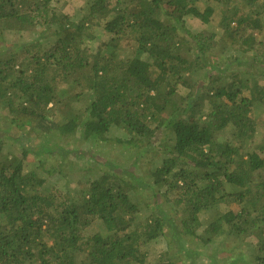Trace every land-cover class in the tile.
Instances as JSON below:
<instances>
[{
    "label": "trees",
    "instance_id": "1",
    "mask_svg": "<svg viewBox=\"0 0 264 264\" xmlns=\"http://www.w3.org/2000/svg\"><path fill=\"white\" fill-rule=\"evenodd\" d=\"M114 1L89 0L74 22L58 0H0V38L13 45L0 55V264H146L142 249L170 231L202 247L254 238L242 264H264V144L254 146L252 114L264 109V0H201L205 10L197 0ZM217 11L219 40L187 27ZM96 27L112 38L95 49ZM112 128L143 155L161 135L164 151H151L161 161L141 186L169 213L156 204L142 216L127 161H99L108 170L80 181L75 197L59 168L41 176L26 167L29 147L18 156L6 145L40 130L108 142ZM96 218L107 236L85 234Z\"/></svg>",
    "mask_w": 264,
    "mask_h": 264
},
{
    "label": "rangeland",
    "instance_id": "2",
    "mask_svg": "<svg viewBox=\"0 0 264 264\" xmlns=\"http://www.w3.org/2000/svg\"><path fill=\"white\" fill-rule=\"evenodd\" d=\"M57 1V0H55ZM89 0H58L55 5L62 14L70 17L74 22H79L85 15L86 6ZM117 0L114 2L116 3ZM212 2V0H210ZM198 7L201 10H205L207 3L201 0H197ZM221 19V12L217 11L211 18L208 24H204L200 19L189 17L187 27L194 33H215L221 38L223 30L219 26ZM96 38L90 43L91 47L97 48L101 43L109 42L112 35L107 33L103 27H96L94 29ZM29 36V35H28ZM26 36V38H28ZM24 38V39H26ZM23 42V41H22ZM21 42V43H22ZM7 47H13L12 43L6 45L0 38V55L5 53ZM1 58V57H0ZM183 89V88H182ZM185 93H191L192 89L184 87L182 90ZM85 100V99H84ZM82 107V106H81ZM60 109V108H59ZM58 110V109H57ZM60 110H58L59 112ZM252 114L257 122L258 131L254 137V146L259 147L264 144V109L257 108L252 111ZM5 115V113L3 114ZM2 121L4 118L0 117ZM233 128H229L227 132L218 135L219 139L225 140L230 137ZM29 135L23 134L20 142H15L12 139L6 142L7 147L14 149L15 154L21 156L20 146L29 147L31 154L26 161V167L28 170L36 169L41 176H47V171L59 168L60 173L57 177L62 178V190L70 192L71 195L80 196V181H87L89 179H95L105 173L108 169L98 165L99 161L106 162L110 159L117 157L122 161H127L129 164L126 166L127 171H134L135 176L144 177L147 170H155L161 160L154 161L153 149H158L160 152L164 151V148L160 147V136L158 140L150 147L149 151L144 155L140 152L143 149H136V147L130 148L133 152L130 153L125 148L124 142L130 137L122 129L112 128L108 133V142H89L82 143L77 137H74L67 131H56L51 134H47L40 130L35 135L27 137ZM121 140V141H119ZM7 148V149H8ZM261 153V151L258 149ZM66 156V158H65ZM132 156V157H131ZM69 157H71L69 159ZM131 157V158H130ZM74 159V160H73ZM111 161V160H110ZM45 162V166L38 168L40 163ZM93 169V173H89V169ZM259 178V175H256ZM141 199H136L135 203L138 205L143 217H148L151 214V207L159 205L158 209L167 210L170 212L169 204L165 203L163 199H153L152 192L147 187L144 189L142 178L139 181ZM143 188V189H142ZM159 202V203H158ZM237 205L230 204L229 206H221L222 211H229L232 208L237 209ZM168 231L172 230L169 225L166 226ZM101 233L107 236L109 233L103 221L101 219H94L91 225L86 228V235H94ZM168 238L158 239L151 244L144 247L142 250L147 254L146 264H161L172 262L175 264H242L251 258V250H255V244L257 240L254 238L236 241H227L224 238L217 239L211 244L200 245L194 238L185 237L184 241L174 234V232H167ZM182 244L183 247L181 246ZM186 251H190V255L186 254ZM264 255V254H263ZM232 257L236 258L231 259Z\"/></svg>",
    "mask_w": 264,
    "mask_h": 264
}]
</instances>
